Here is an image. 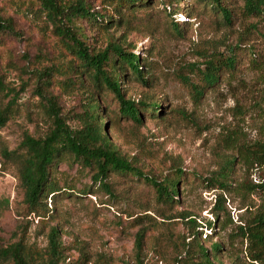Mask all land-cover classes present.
<instances>
[{"label":"rangeland","instance_id":"obj_1","mask_svg":"<svg viewBox=\"0 0 264 264\" xmlns=\"http://www.w3.org/2000/svg\"><path fill=\"white\" fill-rule=\"evenodd\" d=\"M81 1L103 15L115 5L114 0ZM168 1L122 8L133 13L129 25L123 19L116 23L115 14L105 27L76 21L90 50L115 42L141 58L147 83L124 75V97L161 107L142 112L138 123L120 116L112 95L98 92L85 75L79 79L63 72L70 55L38 11L37 0H0V16L10 18L17 31L0 38V75L17 93L12 116L0 129L1 246L22 237L26 257L45 264L48 233L56 226L62 243L58 264H197L196 256L186 253L188 243L194 247L186 222L192 218L215 264L257 263L260 244L250 237L249 226L264 208V163H257L248 148L264 130V0L261 12L252 14L243 12V0H221L232 7L230 25L215 20L206 0ZM225 56L237 59L234 68H221L218 81L205 86L207 60ZM45 68L51 77L47 95L68 125H82L93 95L100 99L107 136L143 174L161 180L182 169L173 204L157 200L140 176L109 173L108 189L98 186L90 171L66 158L55 175L61 186L72 188L49 196V211L28 213L17 164L1 150L15 149L24 132L40 137L51 127L47 103L35 88L34 74ZM193 83L203 85L201 95ZM228 157H235L229 187L210 186L207 178L221 171Z\"/></svg>","mask_w":264,"mask_h":264},{"label":"trees","instance_id":"obj_2","mask_svg":"<svg viewBox=\"0 0 264 264\" xmlns=\"http://www.w3.org/2000/svg\"><path fill=\"white\" fill-rule=\"evenodd\" d=\"M38 11L44 17L47 23L51 25L52 32L59 38L65 51L70 55L64 73L71 71L73 76L81 79L85 75L92 82L98 92L104 91L112 95L117 101L118 114L127 117L134 122L142 121V112L150 111V114L158 112L161 107L156 102H136L126 99L122 92L121 83L124 75L137 79L142 83H147V77L143 71V62L138 54L126 51L118 43L110 42L104 50L94 52L84 41L82 30L76 26L77 20H85L87 23L95 22L97 26L105 27L106 24L114 22L113 16L117 15L119 23L124 21L130 24V15L122 8L131 9L137 4H143V0H114L115 5L109 15L91 11L81 0H37ZM174 0L167 3L172 4ZM211 3L213 16L217 22L226 25L232 24L234 17L232 7L222 4L221 0H206ZM243 12L247 14L261 12V0H243ZM105 20V21H103ZM105 22V23H103ZM109 26V25H108ZM17 34L13 22L10 18L0 16V38L1 34ZM236 58L225 56L222 58H210L206 62L203 73L205 86L209 87L219 79L220 70L223 67L233 69ZM47 68V67H46ZM36 71L37 96L43 98L48 117L52 120V125L44 136H32L24 132L22 139L15 149L8 150L3 148L1 154L3 157L11 158L17 164L18 179L23 189V202L27 207L28 213H38L40 211H49L47 207V198L56 197L63 190L55 175L57 166L66 158L77 163L81 170L91 172V182L108 189L107 178L109 173L128 174L137 177H143L155 189L157 200L163 204L171 205L175 202V196L178 195V181L183 171L180 167L175 168L173 177L165 176L158 180L155 177H149L143 174L137 167L132 164L130 159L121 155L118 149L113 145L103 129L105 119L100 114V99L91 95L80 118L81 126L73 128L66 123L64 118L55 107V101L52 96L47 95L46 86L51 83V77L47 76V69ZM65 84V81H61ZM195 93H202V86L193 83ZM17 93L14 88L7 85L0 75V129L5 126L6 122L12 116V103ZM97 98V99H95ZM249 151L257 163H264V130L262 138L255 141ZM246 158V156H243ZM235 157H228L221 171L207 178L208 184H218L220 188H227V175L233 169ZM70 189L72 187L67 186ZM220 209H224L221 207ZM187 217V216H186ZM193 229V238L186 245V253L193 255L198 259L197 264H215L209 257V249L204 247L198 236L195 220L188 218L186 220ZM250 237L260 244V252L255 256L257 263L249 262L248 264H264V208L252 220L249 226ZM22 236V235H21ZM138 236L142 233L138 232ZM213 256H217L219 245H211ZM193 249V252L190 250ZM27 248L22 237L5 246L0 245V263L11 261L12 264H34L30 256L26 257ZM45 264H58L62 255V243L59 238L58 227H51L48 233V246L46 250ZM141 264V263H139ZM195 264V263H190Z\"/></svg>","mask_w":264,"mask_h":264}]
</instances>
